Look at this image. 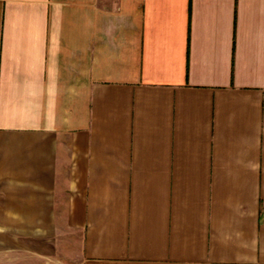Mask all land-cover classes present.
I'll return each mask as SVG.
<instances>
[{"label": "crops", "instance_id": "0c3cea01", "mask_svg": "<svg viewBox=\"0 0 264 264\" xmlns=\"http://www.w3.org/2000/svg\"><path fill=\"white\" fill-rule=\"evenodd\" d=\"M0 264H264V0H0Z\"/></svg>", "mask_w": 264, "mask_h": 264}]
</instances>
